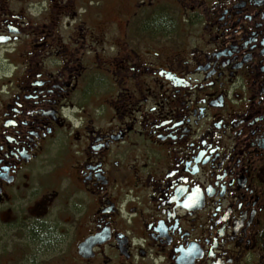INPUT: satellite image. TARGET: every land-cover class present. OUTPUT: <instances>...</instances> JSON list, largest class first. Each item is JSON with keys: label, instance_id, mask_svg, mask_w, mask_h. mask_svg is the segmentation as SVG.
I'll return each mask as SVG.
<instances>
[{"label": "flooded vegetation", "instance_id": "1", "mask_svg": "<svg viewBox=\"0 0 264 264\" xmlns=\"http://www.w3.org/2000/svg\"><path fill=\"white\" fill-rule=\"evenodd\" d=\"M0 264H264V0H0Z\"/></svg>", "mask_w": 264, "mask_h": 264}]
</instances>
